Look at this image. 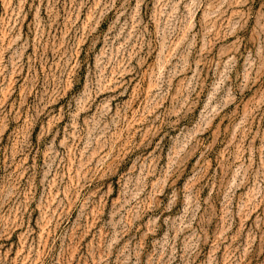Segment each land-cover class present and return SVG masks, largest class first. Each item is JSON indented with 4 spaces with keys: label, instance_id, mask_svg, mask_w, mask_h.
Segmentation results:
<instances>
[{
    "label": "rangeland",
    "instance_id": "rangeland-1",
    "mask_svg": "<svg viewBox=\"0 0 264 264\" xmlns=\"http://www.w3.org/2000/svg\"><path fill=\"white\" fill-rule=\"evenodd\" d=\"M0 264H264V0H0Z\"/></svg>",
    "mask_w": 264,
    "mask_h": 264
}]
</instances>
